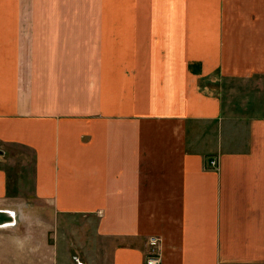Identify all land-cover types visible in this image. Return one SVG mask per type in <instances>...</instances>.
Segmentation results:
<instances>
[{"label":"crops","instance_id":"obj_1","mask_svg":"<svg viewBox=\"0 0 264 264\" xmlns=\"http://www.w3.org/2000/svg\"><path fill=\"white\" fill-rule=\"evenodd\" d=\"M0 211V264H264V0H0Z\"/></svg>","mask_w":264,"mask_h":264},{"label":"built area","instance_id":"obj_2","mask_svg":"<svg viewBox=\"0 0 264 264\" xmlns=\"http://www.w3.org/2000/svg\"><path fill=\"white\" fill-rule=\"evenodd\" d=\"M211 166L214 168L218 165L217 159H212L210 161ZM160 238L157 236H151L149 238V250L146 255V264H161V254H160ZM79 264L81 262L78 261Z\"/></svg>","mask_w":264,"mask_h":264},{"label":"water","instance_id":"obj_3","mask_svg":"<svg viewBox=\"0 0 264 264\" xmlns=\"http://www.w3.org/2000/svg\"><path fill=\"white\" fill-rule=\"evenodd\" d=\"M2 214H3V212L0 211V215H2ZM11 215H12V214H11Z\"/></svg>","mask_w":264,"mask_h":264}]
</instances>
